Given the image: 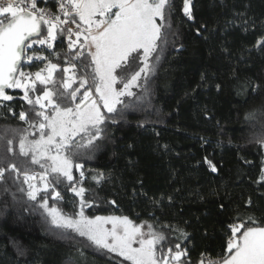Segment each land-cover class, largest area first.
<instances>
[{"label":"trees","instance_id":"1","mask_svg":"<svg viewBox=\"0 0 264 264\" xmlns=\"http://www.w3.org/2000/svg\"><path fill=\"white\" fill-rule=\"evenodd\" d=\"M174 2L172 27L162 29L166 43L157 49L160 60L147 93L133 90L143 101L134 110L125 109L117 123H108L105 139L97 141L103 148L81 161L85 199L95 201L85 214L127 216L135 223L155 216L157 230L171 242L179 234L160 223L188 234L183 244L191 264H198L202 253L214 259L224 254L231 224L250 218L264 223V147L252 142L264 131V47H256L264 38V0H193L194 21L183 16V0ZM56 62L63 66V57ZM8 93L22 95L19 90ZM4 104L17 114L29 108L19 99ZM249 113L257 119H246ZM6 127L27 125L0 107V133ZM7 148L6 140H0V154L17 163L24 159ZM101 172L106 179L97 184L92 177ZM74 174L79 179V172ZM60 191L64 199L49 201L50 206L65 215L78 212L79 197L63 185ZM32 203L6 175L0 183V264L122 260L88 247L84 238L77 237L81 243L57 238L41 210H31Z\"/></svg>","mask_w":264,"mask_h":264},{"label":"snow or ice","instance_id":"2","mask_svg":"<svg viewBox=\"0 0 264 264\" xmlns=\"http://www.w3.org/2000/svg\"><path fill=\"white\" fill-rule=\"evenodd\" d=\"M193 9V0H183L188 21L195 20ZM174 11V0H0V107L27 125L0 133L7 153L24 158L17 163L0 154V183L7 175L33 202L31 210H41L57 238L77 243L83 242L77 237L84 238L88 247L122 258L118 264H191L183 244L188 234L182 228L159 224L179 234L173 243L157 230L155 216L135 223L127 216L86 215L85 208L95 201L85 199L81 162L103 148L97 141L105 139L108 123H117L125 109L134 110L143 101L144 96L133 90L147 93L160 60L157 49L166 43L162 29H171ZM58 42L66 43L63 66L54 62L62 55L55 51ZM256 47H264V38ZM7 90L22 95L15 97ZM14 99L29 108L15 113L4 104ZM246 119L257 117L249 113ZM261 119L264 123V113ZM252 142L264 147V131ZM205 162L217 171L210 160ZM92 179L99 184L106 177L101 172ZM61 185L79 197V211L72 215L49 204L64 199ZM12 198L16 200L15 193ZM229 228L224 254L214 259L202 253L198 264H264V223L257 225L250 218ZM17 252L25 255L22 249Z\"/></svg>","mask_w":264,"mask_h":264},{"label":"built area","instance_id":"3","mask_svg":"<svg viewBox=\"0 0 264 264\" xmlns=\"http://www.w3.org/2000/svg\"><path fill=\"white\" fill-rule=\"evenodd\" d=\"M55 51H60L62 53L61 57H63V51H66V43L64 45H59V42H58V47L55 49ZM54 62H56V60H54ZM25 70H29V69H25ZM36 70H37L36 68L31 69V71H36ZM8 92H13V90H10Z\"/></svg>","mask_w":264,"mask_h":264},{"label":"water","instance_id":"4","mask_svg":"<svg viewBox=\"0 0 264 264\" xmlns=\"http://www.w3.org/2000/svg\"><path fill=\"white\" fill-rule=\"evenodd\" d=\"M7 91H10V90H7Z\"/></svg>","mask_w":264,"mask_h":264},{"label":"rangeland","instance_id":"5","mask_svg":"<svg viewBox=\"0 0 264 264\" xmlns=\"http://www.w3.org/2000/svg\"><path fill=\"white\" fill-rule=\"evenodd\" d=\"M109 227H110V225H109Z\"/></svg>","mask_w":264,"mask_h":264}]
</instances>
